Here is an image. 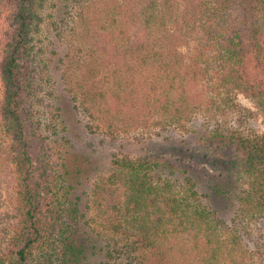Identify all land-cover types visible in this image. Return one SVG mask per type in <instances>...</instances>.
<instances>
[{
	"label": "trees",
	"instance_id": "trees-1",
	"mask_svg": "<svg viewBox=\"0 0 264 264\" xmlns=\"http://www.w3.org/2000/svg\"><path fill=\"white\" fill-rule=\"evenodd\" d=\"M4 8L0 165L14 206L0 212V264H264L252 231L264 223V0ZM68 15L92 41L86 51L69 45ZM44 24L55 31L47 46ZM235 94L253 103L261 130L246 128L245 112L227 124L230 105L242 111ZM132 129L137 154L105 157L103 174L97 149L76 144ZM176 129L197 136L178 141ZM209 151L219 152L213 164Z\"/></svg>",
	"mask_w": 264,
	"mask_h": 264
},
{
	"label": "rangeland",
	"instance_id": "rangeland-1",
	"mask_svg": "<svg viewBox=\"0 0 264 264\" xmlns=\"http://www.w3.org/2000/svg\"><path fill=\"white\" fill-rule=\"evenodd\" d=\"M85 1V0H84ZM104 3H100L97 4L96 6H93L91 9H89L87 7L88 13H90L91 16H96V17H101L100 13L103 9ZM84 6H88V3L84 2ZM10 9L8 8H4V10L1 11L0 14V48L2 45V41H3V32L7 26V20H8V16L10 14ZM72 13H75V10L71 11ZM68 21H69V25L67 27V31L70 34V43L69 45L72 46V50H73V45H74V52L78 51L80 48H84L86 51L87 46H91L92 45V41H86L84 37L79 39V36L77 37L76 33H80L84 27H80L78 22H76L77 20L74 19V16H66ZM98 31H100V29L95 30L94 34L97 33ZM55 35V31H53L52 27H50L48 24H44L43 25V33L41 36V39L44 41V44L47 46L50 44V41L54 40V36ZM102 35V34H101ZM95 45H97V43H95ZM84 46V47H83ZM111 46V45H110ZM87 47V48H89ZM112 48H109V50H111ZM48 51V50H45ZM50 52V49H49ZM111 52V51H110ZM79 55L77 56L76 60H81L85 57V55L87 53H83V52H79ZM107 55H109L107 53ZM81 57V58H80ZM108 57V56H106ZM75 74V73H74ZM2 91H3V85L2 82L0 80V100L2 98ZM51 98L47 97V101H51ZM232 101L235 100L236 104H238V106H241L242 111H237L235 108L232 109V105L229 106L228 108V112H229V116L225 119H227L226 121H228V125H237V120L238 117L240 115V113H244L245 112V126L247 129H250L251 131H258L262 129V120L263 117L259 114H257L255 107L253 105L252 102H250L248 99L244 98L243 95L241 94H235L233 96H231ZM47 104V102L45 103ZM247 110L252 111L251 113L248 112ZM41 112L43 114V119H48L49 114H48V109L46 107V105L44 107L41 108ZM199 116L196 119V124H201L200 122L202 120L201 114L197 115ZM219 119H222L219 118ZM223 120V119H222ZM81 122V126L83 125V122L86 123V120L83 121L82 118L80 120ZM77 124V123H76ZM80 125V124H77ZM96 125V124H94ZM132 130H127L126 132L121 131L119 132L117 135L118 138H113V139H109L106 138V136L102 135L101 133H90L88 134V137H82L81 139H76V144L79 145L80 147H86V148H96L97 151L99 152L96 156H97V162L99 165V168L102 171H99L100 173H106L107 171H104V169H106L104 167L105 164V157H109L112 154L117 153L119 156L122 155H127V154H137L136 151H134L132 148L133 144L137 142V139L134 137L135 133L134 132H138V130L134 131V132H129V131H133ZM86 132V131H85ZM172 136H174L176 138V140L180 141L182 138L187 139L188 141L192 142V140H194L196 138V134L194 133H189L182 131V130H174L173 133H170ZM219 152L217 151H209L207 157H205L204 159L207 160H211L210 163L213 164V159L217 158ZM203 159V160H204ZM103 161V162H102ZM202 161V160H201ZM201 163V162H199ZM209 164L206 166L207 170H210L213 166ZM202 165V163H201ZM205 168V169H206ZM221 170H219V168H214L213 171H211L212 174H219ZM206 181H202L201 185L205 186V187H210V182H208V177L205 179ZM12 180H11V173L5 168V166H1L0 165V212L1 214L4 216L6 215H10V213H12V208L14 205H12V199L14 197L13 192L11 190V185H12ZM88 182H92V181H88ZM89 186V185H88ZM87 186V187H88ZM10 188V190L8 191V189ZM13 196V197H12ZM216 203L218 205H222L225 203V200L221 197H216ZM91 215V214H90ZM4 218V217H3ZM253 228V235L255 238L259 237V240L264 239L263 235H264V223H261V221L259 220L257 222V225H252ZM178 261H180V259L178 258ZM260 262V261H259ZM176 264H188L187 262H177ZM226 264H230L229 262H227Z\"/></svg>",
	"mask_w": 264,
	"mask_h": 264
}]
</instances>
